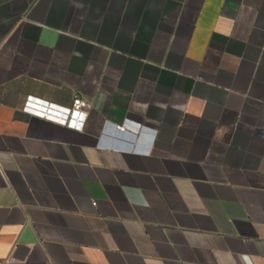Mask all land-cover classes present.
<instances>
[{"label":"crops","instance_id":"obj_1","mask_svg":"<svg viewBox=\"0 0 264 264\" xmlns=\"http://www.w3.org/2000/svg\"><path fill=\"white\" fill-rule=\"evenodd\" d=\"M0 264H264V0H0Z\"/></svg>","mask_w":264,"mask_h":264},{"label":"built area","instance_id":"obj_2","mask_svg":"<svg viewBox=\"0 0 264 264\" xmlns=\"http://www.w3.org/2000/svg\"><path fill=\"white\" fill-rule=\"evenodd\" d=\"M86 109V105L79 98L73 100L70 108H58L45 102L28 99L24 111L32 117L81 132L87 120Z\"/></svg>","mask_w":264,"mask_h":264}]
</instances>
